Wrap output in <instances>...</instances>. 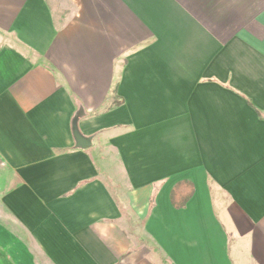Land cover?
<instances>
[{
  "label": "crops",
  "instance_id": "0c3cea01",
  "mask_svg": "<svg viewBox=\"0 0 264 264\" xmlns=\"http://www.w3.org/2000/svg\"><path fill=\"white\" fill-rule=\"evenodd\" d=\"M0 264H264V0H0Z\"/></svg>",
  "mask_w": 264,
  "mask_h": 264
},
{
  "label": "trees",
  "instance_id": "16d2710c",
  "mask_svg": "<svg viewBox=\"0 0 264 264\" xmlns=\"http://www.w3.org/2000/svg\"><path fill=\"white\" fill-rule=\"evenodd\" d=\"M193 195L194 187L190 183H179L172 191L171 201L173 207L178 210L186 207Z\"/></svg>",
  "mask_w": 264,
  "mask_h": 264
},
{
  "label": "water",
  "instance_id": "95a60500",
  "mask_svg": "<svg viewBox=\"0 0 264 264\" xmlns=\"http://www.w3.org/2000/svg\"><path fill=\"white\" fill-rule=\"evenodd\" d=\"M77 122H78V118L75 120V123H74V137L76 140V144H77L78 148L86 150V149L90 148L92 145L91 139L85 138L84 136H82V134L78 130Z\"/></svg>",
  "mask_w": 264,
  "mask_h": 264
}]
</instances>
